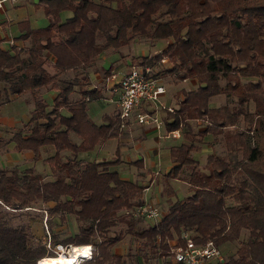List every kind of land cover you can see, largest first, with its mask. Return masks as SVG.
I'll return each mask as SVG.
<instances>
[{"label": "trees", "instance_id": "obj_1", "mask_svg": "<svg viewBox=\"0 0 264 264\" xmlns=\"http://www.w3.org/2000/svg\"><path fill=\"white\" fill-rule=\"evenodd\" d=\"M35 8L47 25L31 29L19 23L16 40L23 44L0 48V107L26 95L29 118L8 141L33 160L41 148L53 152L43 161L48 180L32 169L0 168V264H42L56 258L50 246L57 244L93 246L91 259L80 264H125L110 251L120 240L109 235L116 223L159 257L168 256L167 242L185 231L195 244L212 241L219 248L238 242L234 254L218 264H264V0H38ZM63 11L68 16L61 21ZM138 39L168 44L152 57H139L137 65L152 68L165 57L168 65L154 77L196 84L178 91L176 107L161 117L163 130H178L183 140L169 148L171 166L162 177L186 183L188 194L168 202L156 225L139 231L137 218L125 212L144 202L146 187L110 169L120 163L118 147L113 160L76 157L119 133L116 111L98 125L87 117L86 103L101 98L90 87L87 69L102 52ZM68 73L71 78H64ZM41 90L55 92L49 107ZM216 96L225 103L210 107ZM198 120L204 128L194 132L190 122ZM206 134L220 141L223 154H208L201 169L192 153ZM36 204L45 205L46 214H59L61 222L73 216L77 233L60 240L51 233L47 248L31 243L26 226L9 225L2 213H26Z\"/></svg>", "mask_w": 264, "mask_h": 264}, {"label": "rangeland", "instance_id": "obj_2", "mask_svg": "<svg viewBox=\"0 0 264 264\" xmlns=\"http://www.w3.org/2000/svg\"><path fill=\"white\" fill-rule=\"evenodd\" d=\"M38 0H27L25 4H14L12 5L9 1L4 3L5 12L0 14V21L6 20L12 22L11 35L18 36L19 23H25L27 27L42 28L48 23L43 12L40 8H35V4ZM68 16V12H61L59 18L63 21ZM6 31V30H5ZM19 31V32H18ZM0 36L4 37V33L0 30ZM165 43L162 40L146 41L143 39H138L131 42L129 45L123 46L118 50H106L101 53L99 59L93 64V69L98 73V78L90 83V85H96L102 91L103 79L106 74L105 71L109 70L111 67L113 72L117 73V78L125 71L126 67L130 64H139V57H150L156 55L165 47ZM7 41L4 42V47H8ZM130 60V61H129ZM168 63L156 62L153 66L152 74L153 77L156 76L155 72L167 66ZM102 67V69L100 67ZM46 70L49 73H53V69L48 64L46 65ZM72 73H68L64 78H71ZM158 78V77H157ZM162 83L165 85L164 95L160 98V101L164 106L175 107V95L180 90H189L191 83L188 82H177L176 85H171L176 80L173 77H160ZM101 93V92H100ZM76 95V92L74 93ZM40 95V94H39ZM73 94L70 95V98ZM53 96V91H45L42 100L49 107L51 105V97ZM26 95L21 96L17 99L10 100L4 103L0 107V142H3L0 146V168L4 169H16L18 172H22L26 169H32L35 173L41 175L44 180L49 179V170L46 163L43 161L52 154L53 150L51 147L41 148L39 150V156L36 160H33L32 155L29 151H17L13 142L8 141V138L13 133V129L20 128L25 121L29 118L30 111L32 109L31 103L27 101ZM224 100V99H223ZM222 98L218 99L214 97L211 103L216 105L217 102H223ZM226 101V100H225ZM224 101V102H225ZM223 102V103H224ZM113 105L102 99L91 100L86 103V114L91 122L98 125L102 122V117L114 112ZM62 115H67V112L62 109ZM163 112L159 113V116H163ZM198 126L197 122L192 123V130L196 129ZM160 134L163 135L164 132L161 130ZM157 135L155 133H149L147 135L142 134L141 129L133 131L131 134V142L129 143L126 151H119L120 157L129 158L134 160L139 158V162L143 167L148 168L152 163H155L157 158L155 156V149H158L159 156V170L160 176L163 175L166 169L170 165V160L168 157V148L180 144L183 140L177 139L172 140L169 138H162L158 143L156 142ZM208 139H204L207 141ZM7 142V143H6ZM76 142V141H74ZM205 143V142H204ZM202 144L196 151L192 153V157L198 163L199 168H203L205 164V158L208 154V148L206 144ZM135 148V146H137ZM115 141L109 139L104 142L103 146L95 145L91 150L86 152L77 153L76 157L83 161H103L112 159L115 153ZM212 150L216 154H223L222 148L220 146V141L212 144ZM115 156V155H114ZM115 158V157H114ZM132 162H137L136 160ZM118 165V164H117ZM117 165L112 166L113 168ZM114 171H117L119 178L125 179H136V168L129 166H117ZM153 171V170H152ZM151 171V172H152ZM150 181V175L144 177L143 182L148 185L149 189L143 193V201L148 204H152L158 208L161 212L167 206L168 202H173L175 200H181L187 195L186 188L178 180H166L163 177L154 176ZM140 182V181H139ZM171 190L172 194H169ZM164 194L170 195L166 197ZM35 209H29L26 213H3V216L8 220L9 225L17 226L23 224L26 226L30 242L36 243L47 242V235L54 233L58 240L73 237L77 233V225L74 217L71 215H65L64 220L61 222L59 220V214L49 215L44 212L45 205L36 204ZM39 209V210H38ZM43 210V211H42ZM152 222L149 220L137 219L134 224V230H141L147 225H151ZM126 225L123 223H116L113 227L109 229V235H117L119 241L112 246V252L117 251L122 254L125 264H173L170 257H159L141 245L139 239L131 236L127 233ZM242 239V238H240ZM92 240H94L92 238ZM239 245L238 242L231 244H226L219 247L222 262L226 261L229 257L234 254L236 247ZM55 246V245H54ZM54 246H50L54 248ZM71 244H66L65 248L69 250ZM92 246V250H93ZM55 255L56 257L59 255ZM54 258H47L42 264H45L46 260H52ZM214 264V263H212Z\"/></svg>", "mask_w": 264, "mask_h": 264}, {"label": "built area", "instance_id": "obj_3", "mask_svg": "<svg viewBox=\"0 0 264 264\" xmlns=\"http://www.w3.org/2000/svg\"><path fill=\"white\" fill-rule=\"evenodd\" d=\"M7 0H0V8ZM13 40L8 39L7 44L13 45ZM166 62L162 57L159 63ZM117 73L110 70L109 75L103 79L101 98L113 105L119 119V131L123 129L131 117H134L137 124L151 125L155 130L163 128L160 112H172L174 108L164 106L160 98L164 95L165 87L157 77H153L151 67L147 65L130 64L125 71L117 78ZM94 90L99 88L96 85H90ZM178 130L167 132L171 137L178 136ZM147 189V188H146ZM145 189V190H146ZM125 214L133 218L149 220L151 225H156L161 217V211L155 206L143 202L134 207ZM45 247L48 248L49 235H47ZM89 247V255L85 258H79L77 264L91 259L93 250ZM168 257L173 264H218L222 263L219 248L212 241L204 244H195L191 241L187 232H181L178 238L167 242ZM55 255L58 253L69 255V250L64 245H55L50 249ZM38 264V260L35 262Z\"/></svg>", "mask_w": 264, "mask_h": 264}, {"label": "crops", "instance_id": "obj_4", "mask_svg": "<svg viewBox=\"0 0 264 264\" xmlns=\"http://www.w3.org/2000/svg\"><path fill=\"white\" fill-rule=\"evenodd\" d=\"M10 2L12 5H14V4H18V5H21V4H25L26 3V1L27 0H7V1H5L4 3H6V2ZM4 3L2 4V7L0 8V14L1 13H4L5 12V9H4ZM46 19H47V17H45ZM48 21V20H47ZM11 27H12V22L11 21H6V20H3V21H0V30H2L3 31V33H4V37H1L0 36V48L1 49H7L6 47H4V42L5 41H7L8 39H12L16 44H19V45H22L23 44V42H21V40H19V39H17L16 40V38L18 37V36H13V35H11V32H10V30H11ZM6 30V31H5ZM20 31V32H19ZM19 33H21V29H19ZM163 42H166V41H163ZM168 44V41L165 43V47L164 48H162L161 49V51L162 50H164L165 48H166V45ZM152 56H154V55H152ZM152 56H150V57H152ZM100 57V56H99ZM45 58L48 60L47 61V63L49 62L50 64L53 62V59L51 58V56H49V55H46L45 54ZM99 59V58H98ZM130 61V60H129ZM93 67L94 66H92V67H90V68H88L87 69V78H88V82L89 83H91L92 81H94V80H96L97 78H98V73L93 69ZM100 67V66H99ZM101 69H102V67H100ZM109 69H111L112 70V68L110 67ZM103 70V69H102ZM158 79L160 80V82L162 83V80H161V78L160 77H158ZM190 82L191 83V86H190V89L189 90H193L195 87H196V84H195V81L194 80H192V79H186V80H182V81H180V82ZM177 82H179L178 80H176L174 83H172L171 85H176V83ZM163 84V83H162ZM164 85V84H163ZM164 87H165V85H164ZM183 90V89H182ZM189 90H187V91H189ZM45 91L46 90H41L39 93H40V97L42 98L43 97V94L45 93ZM48 91V90H47ZM46 91V92H47ZM49 91H51V90H49ZM185 91V90H184ZM54 95H55V92L53 91V96L51 97V100L53 99V97H54ZM75 94L73 93V95H72V97L73 98H71V100H75L78 96H74ZM77 95V94H76ZM176 96V95H175ZM218 99H221L222 98V100H223V102L225 101V98L223 97V96H216ZM17 98H19V97H11L10 98V100H13V99H17ZM176 98V97H175ZM213 99V98H212ZM211 99V100H212ZM9 100V101H10ZM211 100H210V103H209V105H210V107H218V106H220V105H223L224 103L223 102H221V103H218L217 102V104L216 105H214V104H212L211 103ZM175 103H176V99H175ZM176 107V106H175ZM174 107V108H175ZM173 108V107H172ZM113 110H114V107H113ZM163 112V111H162ZM164 113V112H163ZM26 122V121H25ZM24 122V123H25ZM193 122H197V124H198V126H196L195 128L196 129H194V130H192V131H194V132H196V131H200V130H202L203 128H204V123L202 122V121H200V120H198V121H192V122H190V124H191V127H192V123ZM23 123V124H24ZM139 128L141 129V131H142V134H144V135H147V134H149V133H155L157 136L155 137L156 139V142L158 143V141H160L162 138H169V139H172V140H177V139H180V137H179V133H178V136L177 137H171V136H169V135H166V132L163 130V128L162 129H160V130H155L151 125H142V124H137L136 122H135V119H134V117H131L130 118V120L127 122V125L123 128V129H121L120 131H119V133H118V136L116 137V138H114V139H112V140H114L115 141V146L116 147H118V150L119 151H126V149H127V147H128V145H129V143L131 142L130 140H131V138H130V136H131V134L133 133V131H135V130H139ZM163 131L164 132V134L163 135H161L160 134V131ZM71 139L73 140V141H77V138H75L74 136H71ZM204 139H208L207 141H204ZM205 142V143H204ZM206 144V146H207V148H208V154H210V153H212L213 152V150H212V144H213V137L210 135V134H206L204 137H203V140H202V143L201 144H199L198 145V148L202 145V144ZM104 145V142L103 143H100V144H98V146L100 147V146H103ZM138 147V145L137 146H135V148H137ZM170 148V147H169ZM169 148H168V150H169ZM197 148V149H198ZM154 154H155V156H156V158H157V160H156V162L155 163H152L148 168H146V167H143V164H142V167L141 168H139L137 165H134V164H131V165H129L130 163H132V161H134V160H136L137 162H139V158L137 157V158H135L134 160H131V159H129V158H123V157H120V155H119V159H120V163L117 165V166H129V167H133V168H136L137 169V171H136V179H125V178H120V179H123V180H127V181H131V182H133V183H135V184H137V185H140V186H143V187H146V188H148L149 189V187H148V185H145V183L143 182V180H144V177L146 176V175H150V181L149 182H151V180L154 178V176H159V177H162V175L160 176V170H159V156H158V149H155L154 150ZM207 154V155H208ZM114 155H113V158L112 159H108V160H113L114 159ZM193 158V157H192ZM194 159V158H193ZM196 161V160H195ZM99 162V161H98ZM116 166V167H117ZM171 166V162H170V165H169V167ZM116 167H111L110 169H114V170H116L115 168ZM169 167L166 169V171L169 169ZM153 170V171H152ZM152 171V172H151ZM166 171H165V173H166ZM115 172H117V171H115ZM140 181V182H139ZM180 183H182L183 185H184V187L186 188V191H187V194H188V189H187V185H186V183H184V182H182V181H180V180H178ZM148 189H144V191H143V193L144 192H146ZM169 194L171 195L172 194V192H171V190L169 191ZM166 197H169L170 195H167V194H164ZM151 204V203H150ZM152 205V204H151ZM110 251H111V253H114V254H119V255H122L121 253H119V252H117V251H113L112 252V247L110 248Z\"/></svg>", "mask_w": 264, "mask_h": 264}, {"label": "bare ground", "instance_id": "obj_5", "mask_svg": "<svg viewBox=\"0 0 264 264\" xmlns=\"http://www.w3.org/2000/svg\"><path fill=\"white\" fill-rule=\"evenodd\" d=\"M87 245L74 246L69 250V255L59 254L55 259L46 260L45 264H77L79 258H85L89 255Z\"/></svg>", "mask_w": 264, "mask_h": 264}]
</instances>
